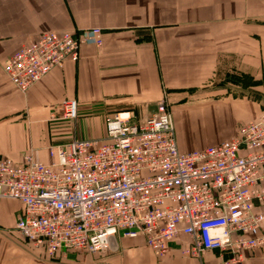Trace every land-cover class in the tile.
Wrapping results in <instances>:
<instances>
[{
	"label": "crops",
	"instance_id": "1",
	"mask_svg": "<svg viewBox=\"0 0 264 264\" xmlns=\"http://www.w3.org/2000/svg\"><path fill=\"white\" fill-rule=\"evenodd\" d=\"M103 31L102 47H81L26 94L4 64L45 31L79 36ZM78 102V118L62 120L63 104ZM168 103L179 150L189 153L238 135L264 112V0H0V158L25 154L51 162L48 147L105 135V118L130 112L135 121ZM59 120H53L52 117ZM23 205L0 203V264H222L219 252L185 256L188 239L157 257L143 235L119 236L99 255L50 257L26 240L16 222ZM257 235H264V225ZM245 264H264V246Z\"/></svg>",
	"mask_w": 264,
	"mask_h": 264
},
{
	"label": "built area",
	"instance_id": "2",
	"mask_svg": "<svg viewBox=\"0 0 264 264\" xmlns=\"http://www.w3.org/2000/svg\"><path fill=\"white\" fill-rule=\"evenodd\" d=\"M90 42L102 47L103 31L41 32L8 59L4 74L26 94L78 61ZM78 106L66 101L60 118L76 121ZM48 153L49 163L34 152L20 164L0 158V203L23 205L16 230L51 257L115 251L120 235H143L157 257L184 236L185 256L217 251L222 264H245L264 246L257 235L264 225V112L233 139L183 153L170 107L161 101L145 120L110 114L102 138H76Z\"/></svg>",
	"mask_w": 264,
	"mask_h": 264
},
{
	"label": "rangeland",
	"instance_id": "3",
	"mask_svg": "<svg viewBox=\"0 0 264 264\" xmlns=\"http://www.w3.org/2000/svg\"><path fill=\"white\" fill-rule=\"evenodd\" d=\"M22 243H30V242H27V241L24 240ZM50 257H51V256H50Z\"/></svg>",
	"mask_w": 264,
	"mask_h": 264
}]
</instances>
